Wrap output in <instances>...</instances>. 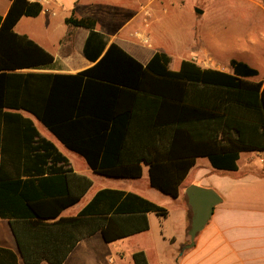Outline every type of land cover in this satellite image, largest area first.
Returning a JSON list of instances; mask_svg holds the SVG:
<instances>
[{"label":"trees","instance_id":"obj_1","mask_svg":"<svg viewBox=\"0 0 264 264\" xmlns=\"http://www.w3.org/2000/svg\"><path fill=\"white\" fill-rule=\"evenodd\" d=\"M41 10L38 1L10 0L0 15V218L10 223L25 263L62 264L80 239L96 232L106 242L126 238L148 229L147 212L165 217L167 209L104 187L76 214L62 215L92 181L73 172L23 112L98 174L139 178L146 164L150 186L170 197L178 196L197 157L235 170L241 151L264 149V82L249 80L258 70L240 60L230 59V72L187 59L173 70L170 56L156 51L142 64L107 43L94 18L70 15L66 24L89 29L83 54L91 66L75 74L10 72L53 61L13 31L20 17ZM131 257L149 264L141 249Z\"/></svg>","mask_w":264,"mask_h":264},{"label":"crops","instance_id":"obj_2","mask_svg":"<svg viewBox=\"0 0 264 264\" xmlns=\"http://www.w3.org/2000/svg\"><path fill=\"white\" fill-rule=\"evenodd\" d=\"M33 1H38L42 5L41 12L35 17H20L15 23L13 31L19 35H26L40 45L53 56V61L44 67L17 68L10 70V72L75 74L91 66L94 62L83 54L89 29L66 24L65 18L70 15L77 18H94L95 31L104 35L107 38V43L115 42L142 64L146 63L154 52L161 51L170 56L169 67L173 70L178 69L181 60L187 59L194 61L201 67L215 68L225 72L231 71L230 60L224 65H213L215 63H213L214 59L209 48L207 45H202L204 34L196 36L195 33L190 38H186L188 34L183 29V31L181 29L174 31L175 38H178L177 43H181V46L186 44L197 45V40L200 41L201 48L199 45L196 46H199L196 49L197 54L178 55L165 44V35L175 28V26L173 27L174 21L181 16L182 5L185 0ZM9 5L10 0H0V15L6 13ZM202 12L204 9L196 12L195 15L197 16ZM169 23L173 29L168 26ZM236 60L243 61L242 59ZM243 62L258 70V75L255 78H249V80H262L264 82L263 62L258 64ZM20 85L23 86V83ZM23 113L30 117L33 122L35 119L39 121L34 115L27 112ZM43 126L50 134L40 130L35 125L40 136L51 141L56 149L67 158L73 172L88 177L86 171L73 166L64 149L80 154L68 149L45 125ZM56 141L60 142L64 148ZM80 156L85 160L82 155ZM21 163H23V159ZM88 168L96 175L105 176L94 172L89 166ZM145 172L148 180L147 165L142 163V173L139 178L105 177L140 179ZM192 183L213 188L220 194L222 201L214 206L210 219L195 236L193 245L185 250L181 256H177L176 264H264V149L241 151L235 170L214 168L206 157H197L194 165L181 182L178 196L172 197L174 201L178 202V208L183 218V222L178 226V232L172 230L168 220L170 211L165 207L167 209L165 217H159L151 211L147 212L148 229L126 238L135 239V237L150 233L154 221L152 217H156L154 236L157 239L169 242L178 241V243L184 244L188 240L187 230L190 218L184 190L187 185ZM148 185L150 186L149 180ZM100 188H104L102 184L99 185L98 189ZM108 188L135 192L160 205L152 198V190L148 194L142 193L139 191L140 185L137 183ZM89 189L77 203L65 208L61 214L64 216L76 214L98 190H95L81 203ZM158 218L161 219L158 221ZM100 241L109 243L104 241L99 232L80 239L62 264H77L76 261L79 262L85 257L87 261H90L89 264L112 263L113 258L111 257L108 260L94 258V254L96 257L99 255L97 252L101 250ZM139 249L144 251L149 264H152L150 254L153 253H148L147 249L136 248L131 251L130 256ZM120 252L119 250L118 256L121 258L124 255H120ZM155 259L160 264L159 259L157 257ZM0 264H27L19 252L10 223L3 218H0ZM38 264L49 263L42 261Z\"/></svg>","mask_w":264,"mask_h":264},{"label":"rangeland","instance_id":"obj_3","mask_svg":"<svg viewBox=\"0 0 264 264\" xmlns=\"http://www.w3.org/2000/svg\"><path fill=\"white\" fill-rule=\"evenodd\" d=\"M182 6L181 16H178L179 18L173 24L175 28L173 29L169 23L168 26L173 30L164 38L165 44L173 52L178 55L197 54L196 49L201 45L198 40V47L191 44L182 46L181 43L178 44V38H175L174 31L183 29L188 34L186 38H190L195 33L196 36L204 34L202 45H207L209 48L214 59L213 63H215L213 65H224L231 58L257 64L264 63V3L261 0H185ZM203 9L204 12L195 15L196 12L203 11ZM34 122L40 130L48 132L38 120L35 119ZM58 144L62 147L60 142ZM64 152L73 166L86 171L92 180V186L81 203L97 190L100 184L102 187H121L137 183L140 185V192L148 194L152 190V198L170 211L168 218L170 226L172 230L178 232V226L183 222L178 202L174 201L172 197L151 188L148 185L146 172L140 179H118L96 175L88 168L80 155L67 149H64ZM152 218L154 221L150 233L135 237V239L123 238L109 243L100 241L101 250L97 252L99 255L96 257L94 254V258L108 260L111 257L113 262L110 264H133L130 256L131 251L136 248H144L147 249L148 253L154 254H150L152 264H159L155 257L159 259L160 264H176L177 256H181L185 250H188L186 247L188 240L184 244H180L178 241L169 242L157 239L154 236L156 217ZM160 219L158 218V221ZM119 250L121 251L120 255H124L121 258L118 256ZM88 262L90 261H87L86 257L79 262L76 261L77 264H89Z\"/></svg>","mask_w":264,"mask_h":264},{"label":"water","instance_id":"obj_4","mask_svg":"<svg viewBox=\"0 0 264 264\" xmlns=\"http://www.w3.org/2000/svg\"><path fill=\"white\" fill-rule=\"evenodd\" d=\"M184 191L190 212L186 247L190 248L195 236L204 228L212 215L214 206L222 201V197L213 188L194 183L187 185Z\"/></svg>","mask_w":264,"mask_h":264},{"label":"built area","instance_id":"obj_5","mask_svg":"<svg viewBox=\"0 0 264 264\" xmlns=\"http://www.w3.org/2000/svg\"><path fill=\"white\" fill-rule=\"evenodd\" d=\"M44 2H47V0H44Z\"/></svg>","mask_w":264,"mask_h":264}]
</instances>
